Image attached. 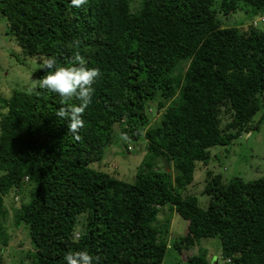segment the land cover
<instances>
[{
    "label": "trees",
    "instance_id": "obj_1",
    "mask_svg": "<svg viewBox=\"0 0 264 264\" xmlns=\"http://www.w3.org/2000/svg\"><path fill=\"white\" fill-rule=\"evenodd\" d=\"M134 1L0 0L25 55L69 66L79 54L101 71L79 141L56 116L66 106L58 94L0 96V244L22 246L13 237L23 226L27 264H66L70 250L88 251L93 264H162L176 213L187 221L172 244L182 264H214L200 247L187 254L202 238L219 240L216 264H264V176L224 181L207 170L205 208L187 193L210 147L259 129L264 20L223 26L218 13L243 4L264 16V0ZM50 71L39 65L35 79ZM116 124L123 138L145 140L132 182L93 166Z\"/></svg>",
    "mask_w": 264,
    "mask_h": 264
},
{
    "label": "rangeland",
    "instance_id": "obj_2",
    "mask_svg": "<svg viewBox=\"0 0 264 264\" xmlns=\"http://www.w3.org/2000/svg\"><path fill=\"white\" fill-rule=\"evenodd\" d=\"M136 4L135 0L132 5L136 7ZM218 18L223 26L240 24L245 26L257 17L251 13L249 6L241 4V8L235 13L226 16L218 13ZM41 60L42 58L39 56L24 54L14 35L9 32L5 16L0 14V96L8 97L14 89L29 90L32 88V81L35 79L34 71L40 65ZM152 107L154 108V105ZM253 119L256 122L257 120L260 121L258 130L242 134L231 144L210 147L208 163L204 165L197 162L193 183L187 188V193L194 194L201 207L205 208L209 201V196L202 193L207 170L220 173L224 181L236 175L241 176L244 180L264 176V105L254 115ZM114 129L112 142L106 150L104 159L98 163L94 162L93 166L107 171H112L111 167H113L115 176L132 182L145 151V140L143 137L137 141L123 138L118 124L114 126ZM128 145L132 147L130 150L126 149ZM166 213L167 210L163 211L161 215ZM169 219V243L162 264H182L184 262L182 255L185 252H178L172 244L186 233L187 221L176 213H172ZM13 238L20 239L22 246L19 244L13 247L14 245L10 244L6 249L0 244V264H27L23 258V250L28 248L29 243L23 226L14 232ZM14 239L12 240L16 241ZM198 247L207 251L208 259L215 261L216 257L219 256L220 246L217 238H202L198 246L192 247L187 254H193Z\"/></svg>",
    "mask_w": 264,
    "mask_h": 264
},
{
    "label": "clouds",
    "instance_id": "obj_3",
    "mask_svg": "<svg viewBox=\"0 0 264 264\" xmlns=\"http://www.w3.org/2000/svg\"><path fill=\"white\" fill-rule=\"evenodd\" d=\"M86 3L87 0H71V5L77 8ZM259 17L254 18L249 24L259 19ZM40 69H54V71H50L42 78L34 79L32 81L33 88L47 89L49 92L56 93L62 98L61 103L66 106L60 107L56 112V116L68 120L69 132L72 133L75 140H81L82 137L78 133L84 127L82 117L85 110L92 103L93 85L101 75L100 69L87 67L84 57L79 54L73 57L69 66H58L55 57H44L40 62ZM73 98L78 99L80 104L66 103ZM131 148L128 145V150ZM64 259L66 264H93L94 257L86 250H70ZM95 259L98 260L99 258L96 257Z\"/></svg>",
    "mask_w": 264,
    "mask_h": 264
},
{
    "label": "built area",
    "instance_id": "obj_4",
    "mask_svg": "<svg viewBox=\"0 0 264 264\" xmlns=\"http://www.w3.org/2000/svg\"><path fill=\"white\" fill-rule=\"evenodd\" d=\"M258 20H261V21H263L264 20V16H261V17H259V19H257V20H254V24L258 21Z\"/></svg>",
    "mask_w": 264,
    "mask_h": 264
},
{
    "label": "water",
    "instance_id": "obj_5",
    "mask_svg": "<svg viewBox=\"0 0 264 264\" xmlns=\"http://www.w3.org/2000/svg\"><path fill=\"white\" fill-rule=\"evenodd\" d=\"M157 113H158V111H157ZM217 262L216 261H214V264H216Z\"/></svg>",
    "mask_w": 264,
    "mask_h": 264
}]
</instances>
